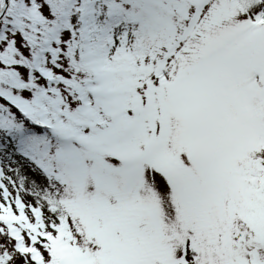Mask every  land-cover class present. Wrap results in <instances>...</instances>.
Here are the masks:
<instances>
[{
	"label": "snow or ice",
	"instance_id": "6c2138e0",
	"mask_svg": "<svg viewBox=\"0 0 264 264\" xmlns=\"http://www.w3.org/2000/svg\"><path fill=\"white\" fill-rule=\"evenodd\" d=\"M0 264H264V0H0Z\"/></svg>",
	"mask_w": 264,
	"mask_h": 264
}]
</instances>
